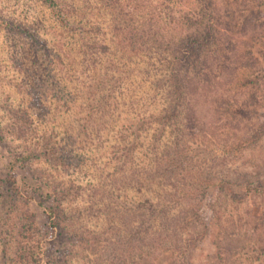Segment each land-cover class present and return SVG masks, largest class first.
I'll use <instances>...</instances> for the list:
<instances>
[{
	"label": "rangeland",
	"instance_id": "rangeland-1",
	"mask_svg": "<svg viewBox=\"0 0 264 264\" xmlns=\"http://www.w3.org/2000/svg\"><path fill=\"white\" fill-rule=\"evenodd\" d=\"M143 12L135 43L108 32L120 13L140 23ZM91 24L109 49L86 53L100 59L76 54ZM190 46L189 90L161 118L173 101L164 61ZM154 135L161 153L176 144L185 156L177 188H218L207 206L184 203L193 238L204 232L191 250L177 244L186 264H264V0H0V264H21L22 247L39 264L128 262L112 256L129 209L165 183L143 178ZM150 255L135 264H183Z\"/></svg>",
	"mask_w": 264,
	"mask_h": 264
},
{
	"label": "trees",
	"instance_id": "trees-1",
	"mask_svg": "<svg viewBox=\"0 0 264 264\" xmlns=\"http://www.w3.org/2000/svg\"><path fill=\"white\" fill-rule=\"evenodd\" d=\"M151 4V1H150ZM155 3L154 5H156ZM107 7V5L105 6ZM150 9H153L152 12L154 14H157V6L156 7H150ZM136 8L133 7V10L135 12ZM188 11L187 13H189ZM148 14V13H147ZM147 14H141L138 19H142L140 23L135 22V20H131L132 14H127V15H122L120 13V18H118L117 21H113L108 27V32H112V34H118V37H121L123 33L125 34H130L129 37H124V41H126L128 44H133L135 43L136 36L141 37L142 32L141 28L143 27V16L146 15L147 21H150V16ZM151 14V13H150ZM129 17L130 20H127ZM66 27L68 25V30L66 29V32L71 34L75 30L71 29L69 27V18L75 19L73 15H68L66 16ZM65 29V26H64ZM94 30H96V26L93 24L90 25L89 30L86 32V36L84 37H78V48L76 51L77 55H85L88 58L95 56L98 59H100L99 53H96L94 51H91L90 53H86L87 50L89 49L88 44L93 43V49L95 48H101L102 50L107 51L109 46L106 45L105 41L103 39H100L97 37L94 33ZM79 34V32H78ZM133 34V35H131ZM106 35H101L102 37L106 38ZM136 35V36H134ZM117 36V35H116ZM100 40H102L100 42ZM122 40V39H121ZM107 42H110V40H106ZM191 41V40H190ZM187 42V41H186ZM193 44V42H189V45ZM82 46L84 48L83 51H79L82 49ZM188 52H179L177 57H170L167 59V61H164L165 63L168 62L167 68H168V75L171 77H168L172 79L171 81L173 82V85L171 86L173 89V92L170 93L171 96L173 97V101L171 100L170 102L166 101V104L164 105V109L161 112V118L162 115H166L164 118L169 119L170 115L172 112H176V102L174 101L176 97H183L185 98V94H187V91L189 90V84L190 81L186 79V81L182 80L180 72L179 71H186L190 70V67L188 69L185 68L184 64H191V62L188 60V57H192L194 54L195 55V49L190 46V49ZM190 51V52H189ZM79 57H73V59H76L77 61ZM99 63L101 60L98 61ZM186 65V66H187ZM170 66V67H168ZM90 71V73H93L95 70L93 69H87ZM123 80V79H122ZM121 81V80H120ZM119 81L120 85V98H123L124 96L128 95V90H125L123 88V82L124 81ZM84 87V86H82ZM90 86H88L89 90ZM170 88V86H169ZM134 93V92H133ZM168 94V93H167ZM90 91L86 93L87 99L90 100L91 97ZM129 97V96H128ZM130 98V97H129ZM133 98L130 100L129 104L132 105L133 111L135 108H137V102L133 101ZM89 103H87V106ZM166 108V109H165ZM132 111V112H133ZM135 125V124H134ZM189 137H192L191 134L188 135ZM153 140V145L149 150V155L147 159V165L143 170V178L147 179L145 183L147 184V189L151 190V187L156 184L159 185V182L162 183V181H165V183H170V188L167 189L164 187V184L160 186V189H155L157 192L153 193V195L147 199V206H143L140 209L139 208H131L129 209V213H131V216L133 218L134 226L131 227V230L127 232V235L129 233V238L125 240H120L117 243V249L115 250L116 253L113 252L112 258H116L115 256L118 255V259H127L128 262H123L119 264H135L134 259L141 260L144 259V255L146 254L148 257H150L151 253L153 252H158V258H168V260H171V258H176L179 256V258L182 260L183 264L187 263V259L189 258L188 256L184 255L183 252L181 254L180 250L178 251L177 249V244L183 245V248L185 250L189 249L191 250L192 244L194 243V240L199 241L202 239L204 232H201V238L200 234L197 238H193V235H191V231L189 228L191 226V218L197 220L198 216L193 214V212L190 213V209L186 208L187 205H184L185 202H188V198H193V201L196 200L197 197V202H200L203 206H207L208 204H211L213 201V197L209 196L208 193L212 192L215 193V191L218 189L217 186H212L210 184H204V187H202V183H200V189L199 190H191V189H185L183 187L177 188L176 187V177H184L187 178L186 171L190 170L188 167L181 166V167H176L178 165V162H183L180 161V158H185L184 155L178 152V145H174L175 148L173 151L170 153H161L159 148V138L160 136L155 137L152 136ZM157 138V139H156ZM151 140V141H152ZM159 148V149H158ZM133 149L129 150V154L125 157L123 156L122 159H124V163L120 165L119 171H122L123 168H125L127 165L126 159L128 160V157H130V152ZM160 152V153H159ZM185 168V169H184ZM189 172V171H188ZM184 174V175H183ZM133 176L135 174H132ZM153 178L154 182H152ZM140 180V179H139ZM141 181V180H140ZM143 181H141L142 183ZM202 184V185H201ZM197 185V186H199ZM148 192V191H147ZM145 196H147L148 193ZM161 192V193H159ZM151 193V192H150ZM144 196V197H145ZM149 196V195H148ZM171 204L174 205V212L170 213L167 210V205ZM199 204V203H198ZM152 207V209H151ZM212 213V216H215L213 213L216 211H210ZM195 213V212H194ZM195 217V218H194ZM189 219V220H187ZM139 220V223L137 224V221ZM218 221V219H217ZM136 222V223H135ZM136 224V225H135ZM25 229L22 227V230ZM193 232V231H192ZM77 238V237H74ZM80 238V237H79ZM199 239V240H198ZM84 243H86L85 240H83ZM95 245V244H94ZM182 248V249H183ZM181 249V250H182ZM121 252V254H119ZM126 255H124V253ZM146 252V253H145ZM148 252V253H147ZM111 254V253H109ZM168 255V256H164ZM192 253L189 255L191 256ZM17 256L20 260H22L21 264H39V259H35L30 255L29 248L28 247H22L20 249V255ZM169 262V261H168ZM117 264V263H111V262H103V264Z\"/></svg>",
	"mask_w": 264,
	"mask_h": 264
}]
</instances>
